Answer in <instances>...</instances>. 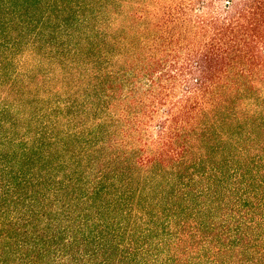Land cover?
Here are the masks:
<instances>
[{
  "label": "trees",
  "instance_id": "obj_1",
  "mask_svg": "<svg viewBox=\"0 0 264 264\" xmlns=\"http://www.w3.org/2000/svg\"><path fill=\"white\" fill-rule=\"evenodd\" d=\"M0 0V264H264V0Z\"/></svg>",
  "mask_w": 264,
  "mask_h": 264
},
{
  "label": "rangeland",
  "instance_id": "obj_2",
  "mask_svg": "<svg viewBox=\"0 0 264 264\" xmlns=\"http://www.w3.org/2000/svg\"><path fill=\"white\" fill-rule=\"evenodd\" d=\"M225 2H226V0H222V2L221 3H216V8H219V7H217V6H221V5H223V4H225Z\"/></svg>",
  "mask_w": 264,
  "mask_h": 264
}]
</instances>
